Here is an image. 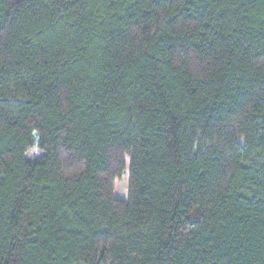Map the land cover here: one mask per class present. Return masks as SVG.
<instances>
[{
	"label": "trees",
	"instance_id": "obj_1",
	"mask_svg": "<svg viewBox=\"0 0 264 264\" xmlns=\"http://www.w3.org/2000/svg\"><path fill=\"white\" fill-rule=\"evenodd\" d=\"M0 264H264V0H0Z\"/></svg>",
	"mask_w": 264,
	"mask_h": 264
},
{
	"label": "rangeland",
	"instance_id": "obj_2",
	"mask_svg": "<svg viewBox=\"0 0 264 264\" xmlns=\"http://www.w3.org/2000/svg\"><path fill=\"white\" fill-rule=\"evenodd\" d=\"M39 156L37 149L26 154L27 158L35 159ZM127 167L121 178L115 181V197L119 199H127L129 195V176H130V157L126 156Z\"/></svg>",
	"mask_w": 264,
	"mask_h": 264
}]
</instances>
